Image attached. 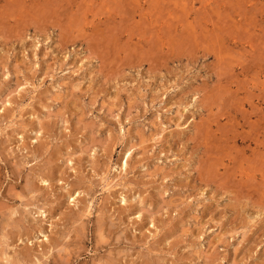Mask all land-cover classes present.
<instances>
[{"label": "rangeland", "instance_id": "rangeland-1", "mask_svg": "<svg viewBox=\"0 0 264 264\" xmlns=\"http://www.w3.org/2000/svg\"><path fill=\"white\" fill-rule=\"evenodd\" d=\"M0 264H264V0H0Z\"/></svg>", "mask_w": 264, "mask_h": 264}, {"label": "bare ground", "instance_id": "bare-ground-1", "mask_svg": "<svg viewBox=\"0 0 264 264\" xmlns=\"http://www.w3.org/2000/svg\"><path fill=\"white\" fill-rule=\"evenodd\" d=\"M113 18V17H112ZM124 21V20H123ZM152 32V31H151ZM149 33V32H148ZM193 35V34H192ZM180 36V35H179ZM200 37V36H199ZM191 38V37H190ZM173 41V40H172ZM156 47V46H155ZM184 48V47H183ZM208 52V51H207ZM161 53V51H160ZM157 56V55H156ZM164 56V55H163ZM158 57V56H157ZM240 100V99H239ZM221 104V103H220ZM237 107V106H236ZM220 129V127H219ZM204 137V136H203ZM198 138V137H197ZM215 138V137H214ZM215 150V149H214ZM214 152V151H213ZM222 153V152H221ZM259 154V153H258ZM206 160V159H205ZM236 161V160H235ZM206 162V161H205ZM202 163V162H201ZM241 163V162H240ZM203 164V163H202ZM209 167V166H208ZM255 169V168H254ZM203 172V171H202ZM216 172V171H215ZM230 172V171H229ZM212 173V172H211ZM233 173V172H232ZM206 174V173H205ZM205 176V175H204ZM220 180V179H219ZM224 180V179H223ZM61 242V241H60ZM20 258V257H19Z\"/></svg>", "mask_w": 264, "mask_h": 264}]
</instances>
